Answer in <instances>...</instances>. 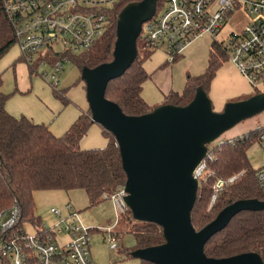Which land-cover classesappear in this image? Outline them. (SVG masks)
<instances>
[{
  "label": "trees",
  "instance_id": "16d2710c",
  "mask_svg": "<svg viewBox=\"0 0 264 264\" xmlns=\"http://www.w3.org/2000/svg\"><path fill=\"white\" fill-rule=\"evenodd\" d=\"M133 1L141 0H123L118 3L105 35L91 49L72 56L80 71L85 66L93 68L114 59L118 15L125 5ZM16 42L13 23L4 1L0 0V58ZM143 46L147 52L145 58L138 52L129 69L122 76L111 80L106 89V98L117 103L127 115H142L157 107L149 105L141 97L142 85L149 77L144 62L155 51L148 49L144 43ZM210 50L206 71L199 76H189L184 91L169 93L165 96L164 104L186 105L194 98L199 86L208 93L218 70L229 57L228 50L216 40ZM2 84L0 75V87ZM53 87L56 95L68 102L65 92L58 90L57 86ZM8 97L0 91V210L12 207L17 201L21 209V221L41 227L44 223L35 215V192L81 188L86 190L94 204L104 193L112 194L117 186L125 184L126 174L119 147L114 135L104 127V134L109 139L106 147H78L91 124H94L89 108L79 115L65 134L57 136L45 124L36 123L26 116L17 118L11 115L6 109ZM257 130L212 147L209 144L211 153L207 160L213 175L199 184L191 213L196 230L209 224L224 207L239 199L264 200L257 179L258 170L253 168L247 156L251 144L247 138ZM233 176H236L235 180L224 186L210 207L215 182ZM129 232L136 239L137 249L165 241L162 227L153 222L138 221ZM204 251L213 258L256 252L264 261V211L238 213L225 229L207 241ZM142 262L155 264L145 260Z\"/></svg>",
  "mask_w": 264,
  "mask_h": 264
},
{
  "label": "water",
  "instance_id": "95a60500",
  "mask_svg": "<svg viewBox=\"0 0 264 264\" xmlns=\"http://www.w3.org/2000/svg\"><path fill=\"white\" fill-rule=\"evenodd\" d=\"M159 0L133 1L117 19L114 59L83 67L87 101L93 123L114 135L126 174L125 202L137 221L163 229L162 244L138 248L130 256L155 264H264L256 252L213 258L207 241L242 211H264V200L239 199L224 207L209 224L196 230L191 213L199 181L196 167L207 157L209 144L243 120L264 111V91L229 102L221 112L201 86L186 105L163 104L142 115H127L106 98L109 82L122 76L138 56V39Z\"/></svg>",
  "mask_w": 264,
  "mask_h": 264
},
{
  "label": "built area",
  "instance_id": "2783aa9c",
  "mask_svg": "<svg viewBox=\"0 0 264 264\" xmlns=\"http://www.w3.org/2000/svg\"><path fill=\"white\" fill-rule=\"evenodd\" d=\"M15 29L16 40L28 62L37 66L50 64L52 73H44L54 86L65 64L73 55L91 49L110 27L114 7L123 0H3ZM236 9L245 10L251 20L240 33H231L225 48L228 61L256 92L264 87V0H159L154 16L143 23L140 37L148 49H164L169 62L183 55L199 37H215L226 18ZM264 141V125L247 138ZM207 157L196 167L199 184L213 172ZM236 176L218 179L210 207L218 193ZM264 193V167L257 171ZM125 184L117 186L104 199L113 202L116 221L106 227L107 241L112 249L119 246L113 232L119 216L129 207L125 202ZM56 218L53 227L21 221L16 201L0 210V264H96L91 253L93 227H87L69 203L64 208L52 207ZM35 229L34 232L28 230ZM59 237H65L59 241Z\"/></svg>",
  "mask_w": 264,
  "mask_h": 264
},
{
  "label": "rangeland",
  "instance_id": "374dc122",
  "mask_svg": "<svg viewBox=\"0 0 264 264\" xmlns=\"http://www.w3.org/2000/svg\"><path fill=\"white\" fill-rule=\"evenodd\" d=\"M250 20L245 10L236 9L226 18L223 29L215 37L209 34L199 37L183 55L172 62H169V55L164 49L155 50L144 62L149 77L142 85L141 97L149 105L159 106L163 105L165 96L169 93H182L188 84L189 76H199L206 71L213 41L216 40L225 47L230 34L240 33ZM138 52L145 58L147 52L141 38L138 39ZM23 57L20 45L16 42L0 58V75L3 82L0 91L9 96L6 102L7 111L14 117L26 116L36 123L45 124L57 136L65 134L79 115L89 108L85 82L74 57L65 64L59 77L60 84L57 86L58 90L65 92L68 102L56 95L54 85L48 77L43 76L44 73H52V66L48 64L38 67L37 61L30 63ZM238 75L228 60L218 70L208 91L214 111L221 112L227 103L247 99L259 93L244 77ZM260 91H264V87H261ZM263 125L264 111L241 121L210 146L240 137ZM108 140L103 127L94 123L80 140L78 147L104 148ZM247 156L253 168H263L264 141H252ZM34 203L35 215L48 227H53L56 223L51 208H64L69 203L79 213L85 226L96 228L92 232L91 240V253L96 264H143L141 259L129 255L137 244L134 235L129 232L138 222L132 213L119 216L113 227V232L118 235L119 246L116 249L110 247L106 239V227L116 221L115 208L110 199H104L102 196L97 203L92 204L86 190L79 188L69 191H37L34 193ZM28 230L35 231L33 227ZM64 238L58 239L63 241Z\"/></svg>",
  "mask_w": 264,
  "mask_h": 264
},
{
  "label": "crops",
  "instance_id": "0c3cea01",
  "mask_svg": "<svg viewBox=\"0 0 264 264\" xmlns=\"http://www.w3.org/2000/svg\"><path fill=\"white\" fill-rule=\"evenodd\" d=\"M234 70L236 71V69L234 68ZM236 73L238 74V72L236 71ZM239 76V75H238ZM162 104H164V102L162 103Z\"/></svg>",
  "mask_w": 264,
  "mask_h": 264
}]
</instances>
